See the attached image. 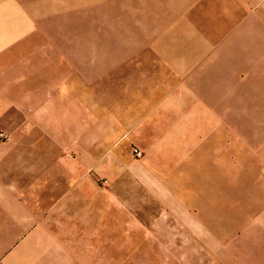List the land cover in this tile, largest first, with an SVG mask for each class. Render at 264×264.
I'll use <instances>...</instances> for the list:
<instances>
[{"label":"rangeland","instance_id":"1","mask_svg":"<svg viewBox=\"0 0 264 264\" xmlns=\"http://www.w3.org/2000/svg\"><path fill=\"white\" fill-rule=\"evenodd\" d=\"M42 1L0 29L22 42L0 44L22 106L0 164L34 150L53 191L35 264H264V94L234 34L257 0Z\"/></svg>","mask_w":264,"mask_h":264},{"label":"crops","instance_id":"2","mask_svg":"<svg viewBox=\"0 0 264 264\" xmlns=\"http://www.w3.org/2000/svg\"><path fill=\"white\" fill-rule=\"evenodd\" d=\"M38 0H0V5L6 9L0 10V29H26L36 28L35 18H28L26 14L36 12V4L44 5L45 1ZM252 1V0H251ZM50 0H48V3ZM250 1L241 8L244 15ZM258 3L255 13L250 16L247 23L243 22L235 27V35L238 38L236 59L251 60L253 71V86L255 91V109L259 110L261 97L264 94V85L259 79L264 77V0L252 1ZM8 37H0V44H19V40H10ZM19 39V38H17ZM221 51L220 60H224ZM10 81V80H9ZM16 94H12L11 84L3 85L0 92V116L7 109L20 111L21 103L19 88ZM29 92V91H28ZM27 101L32 105V113L36 112L37 103L45 104L48 101L47 93L31 91ZM39 108V107H38ZM19 116V113H17ZM20 135V134H18ZM28 158H21L18 165L0 164V264H35L37 252L34 237L37 221L45 220V211L48 210L47 220H51V204L53 198L50 182L36 181L35 151H27ZM32 154V155H31ZM4 160L1 159L0 163ZM23 162H27L26 164ZM14 173V175H10Z\"/></svg>","mask_w":264,"mask_h":264},{"label":"built area","instance_id":"3","mask_svg":"<svg viewBox=\"0 0 264 264\" xmlns=\"http://www.w3.org/2000/svg\"><path fill=\"white\" fill-rule=\"evenodd\" d=\"M0 138H1V139H4V135H3V134H0ZM134 155H135L136 157H140V156H141V154H140L137 150H134Z\"/></svg>","mask_w":264,"mask_h":264}]
</instances>
